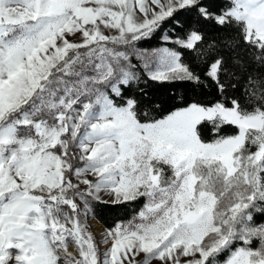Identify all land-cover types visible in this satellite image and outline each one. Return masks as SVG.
<instances>
[{"label": "snow or ice", "instance_id": "1", "mask_svg": "<svg viewBox=\"0 0 264 264\" xmlns=\"http://www.w3.org/2000/svg\"><path fill=\"white\" fill-rule=\"evenodd\" d=\"M154 262L264 264V0H0V264Z\"/></svg>", "mask_w": 264, "mask_h": 264}, {"label": "trees", "instance_id": "2", "mask_svg": "<svg viewBox=\"0 0 264 264\" xmlns=\"http://www.w3.org/2000/svg\"><path fill=\"white\" fill-rule=\"evenodd\" d=\"M180 25L183 26L184 30L198 26L197 19L194 15L183 14L180 15ZM164 34L178 35L179 32L171 22H167ZM141 46L154 48L162 46V42L154 38L151 42H141ZM142 87L146 99H150L159 104V108L154 113L157 116L166 114L176 105L177 101L174 97L177 95H185L188 99H212V96L206 94V92L184 88L178 89L169 84L154 83L150 80L144 83ZM141 206V201L126 204L96 202L94 204V218L106 228H110L117 222L130 219Z\"/></svg>", "mask_w": 264, "mask_h": 264}, {"label": "rangeland", "instance_id": "3", "mask_svg": "<svg viewBox=\"0 0 264 264\" xmlns=\"http://www.w3.org/2000/svg\"><path fill=\"white\" fill-rule=\"evenodd\" d=\"M104 199L109 200V198L106 196L104 197ZM107 203L114 204L110 201ZM89 228H90V231L92 232V234L96 237V239L98 241L102 240L106 230L108 229L105 226H103L102 224H100L99 221L94 218V214L89 217ZM140 259H142V257H140ZM154 264H156V262H154Z\"/></svg>", "mask_w": 264, "mask_h": 264}]
</instances>
